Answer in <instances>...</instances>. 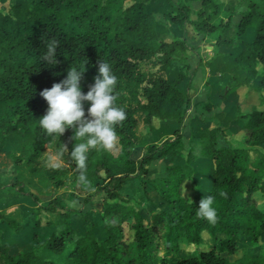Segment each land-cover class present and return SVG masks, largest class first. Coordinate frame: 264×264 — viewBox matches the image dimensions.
Returning a JSON list of instances; mask_svg holds the SVG:
<instances>
[{
	"label": "trees",
	"instance_id": "16d2710c",
	"mask_svg": "<svg viewBox=\"0 0 264 264\" xmlns=\"http://www.w3.org/2000/svg\"><path fill=\"white\" fill-rule=\"evenodd\" d=\"M146 2L23 0L0 8V157L7 171L0 172V264H264V0H200L194 18L189 0H166L158 10ZM187 27L194 36L215 33L217 50L238 47L227 54L242 77L206 109H223L239 88L257 97L249 111L238 100L231 105L242 138L226 139L227 145H218L221 130L210 124L198 130L196 146L185 147L182 128L195 72L187 61L194 47L181 33ZM50 37L59 41L51 65L40 59ZM101 60L117 76L116 104L126 119L115 126L113 148L91 149L81 170L70 151L83 138L73 140V128L49 135L39 127L47 108L40 92L64 79L70 66L83 68L86 92ZM174 62L183 67L169 76ZM87 107L84 102L86 116ZM160 128L170 132L147 141ZM45 147L59 151L68 165L42 164ZM136 147H142L139 158L132 156ZM160 159L166 162L153 187L164 205L146 218L122 189L133 178L144 180ZM200 172L207 187L198 181ZM84 177L95 180L84 204L104 194L102 210L91 216L67 206L57 193L68 178L76 183ZM27 185L53 195L42 201ZM18 195L31 199L34 215L19 218L1 207ZM208 195L217 209L215 223L196 214ZM42 210L49 215L44 223ZM77 215L84 220L78 228ZM24 228L22 246L13 250L6 237ZM64 253L63 261L54 259Z\"/></svg>",
	"mask_w": 264,
	"mask_h": 264
},
{
	"label": "rangeland",
	"instance_id": "374dc122",
	"mask_svg": "<svg viewBox=\"0 0 264 264\" xmlns=\"http://www.w3.org/2000/svg\"><path fill=\"white\" fill-rule=\"evenodd\" d=\"M23 0H2L0 2V8H6L9 4L13 2H18ZM147 8L151 10L162 9L165 6L166 0H146ZM200 0H189L192 5V17H195V11L199 7ZM244 7L237 9L235 16L233 18V23H236L240 18V11ZM232 30V29H231ZM230 30V31H231ZM229 30L226 34L234 36V32ZM185 35L187 42L194 47L193 51H189L187 54V61L190 63V70L195 71L192 77L191 88L189 94L191 97V108L185 118L184 125L182 128V138L186 149L189 146H196V142L199 137L198 130L204 128L210 124L216 125L220 128V132H217L218 145H227L226 139H241L242 133L237 132L241 128L240 124H234L233 113L231 111V105L235 100H238L243 111H249L250 106L257 103V97L254 93L249 92L245 88H239L237 94L233 93L229 96L228 103L223 109L215 107L208 111L206 105H215L219 102V95L228 83L234 82L236 79L242 77L241 71L236 69L234 64H232L231 56L227 52L237 53L238 47L234 46H224L218 50L215 48V33H209L204 35H192L189 28L181 32ZM179 33V34H181ZM240 39L250 40V36H243ZM238 39V41H240ZM183 67L182 62H174L171 69L168 71L169 76H174L178 69ZM237 75V76H236ZM185 82L182 83L184 87ZM168 132V128H160L152 133V136L148 140L159 141L160 138ZM170 132V131H169ZM168 132V133H169ZM222 133V134H221ZM224 135L226 138H224ZM186 152V151H185ZM142 153V147H136L133 150L132 156L134 158H139ZM2 158L0 157V172H7L4 167L1 166ZM42 164L46 166H58V165H68L67 160L59 154V151H54L52 148L45 147L43 157L41 159ZM166 159H160L153 162L150 168L151 170L144 180H139L136 178L128 181L123 189L122 193L133 199V204L137 205L143 213L144 217H149L151 212L155 210L158 206H163L161 202L157 200L156 191L153 187V183L156 181L155 176L162 174L164 170V164ZM191 168V167H190ZM193 169V168H192ZM157 171V172H155ZM198 173V181L207 187V176ZM95 180L91 177H84L79 182H72L68 178L63 186L58 188L57 193L62 197L64 203L76 209H80L82 212H86L90 216L95 214L97 211L102 210V198L103 193L95 196L90 202L83 203V200L87 193L93 188ZM26 189L35 192L42 201H48V199L53 195L39 194L37 190L31 186H26ZM254 197L258 200L261 206V196L259 193H255ZM1 207H5L7 213H11L19 218L24 217L26 214L30 216L34 215L32 210L34 209V204L31 199L25 196H8L6 201L1 202ZM38 216L41 218L42 223L45 222L49 215L46 211H40ZM84 220L79 218V215L75 217L73 222L74 227H81ZM27 228L22 229L19 233L10 234L6 237L10 241V245L13 250L19 249L22 246L23 236L26 234ZM184 248L193 250L196 248L195 245H181ZM205 247L204 244H200L198 248ZM241 254V250L238 254L230 255L228 258L230 261H234ZM65 253L60 256H54L56 261H63Z\"/></svg>",
	"mask_w": 264,
	"mask_h": 264
},
{
	"label": "clouds",
	"instance_id": "9594fccd",
	"mask_svg": "<svg viewBox=\"0 0 264 264\" xmlns=\"http://www.w3.org/2000/svg\"><path fill=\"white\" fill-rule=\"evenodd\" d=\"M58 44L56 38H48L40 59L49 65L57 63L55 51ZM82 74L83 68L70 66L64 79L41 90L47 108L38 120L39 127L46 134H61L66 128H73V140L83 138L74 143L70 151L81 170L86 167L91 149L97 146L106 150L113 148L117 140L115 126L126 119V111L116 104L117 76L112 65L105 60L98 63L97 75L86 92L81 90ZM84 102H88L87 116ZM213 199L211 195L201 198L196 213L211 223L217 218Z\"/></svg>",
	"mask_w": 264,
	"mask_h": 264
}]
</instances>
